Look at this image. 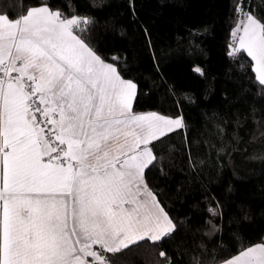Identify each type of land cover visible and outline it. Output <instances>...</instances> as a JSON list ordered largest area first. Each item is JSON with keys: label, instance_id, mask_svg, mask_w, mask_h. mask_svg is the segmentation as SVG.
Here are the masks:
<instances>
[{"label": "snow or ice", "instance_id": "6c2138e0", "mask_svg": "<svg viewBox=\"0 0 264 264\" xmlns=\"http://www.w3.org/2000/svg\"><path fill=\"white\" fill-rule=\"evenodd\" d=\"M235 11L229 55L246 52L264 85V22ZM81 23L46 5L0 14V264H111L175 231L146 173L183 118L137 112V84L75 34ZM225 264H264V244Z\"/></svg>", "mask_w": 264, "mask_h": 264}, {"label": "trees", "instance_id": "16d2710c", "mask_svg": "<svg viewBox=\"0 0 264 264\" xmlns=\"http://www.w3.org/2000/svg\"><path fill=\"white\" fill-rule=\"evenodd\" d=\"M238 2L264 22V0H0L12 19L37 5L89 18L75 32L136 82L134 109L184 119L146 173L174 233L111 264H220L264 244V85L246 52L229 55Z\"/></svg>", "mask_w": 264, "mask_h": 264}, {"label": "crops", "instance_id": "0c3cea01", "mask_svg": "<svg viewBox=\"0 0 264 264\" xmlns=\"http://www.w3.org/2000/svg\"><path fill=\"white\" fill-rule=\"evenodd\" d=\"M39 6H42V5H37V6H33V7H30L29 9H28V11L30 10V9H32V8H36V7H39ZM47 6V5H46ZM49 7V6H48ZM50 8V7H49ZM51 10H53L52 8H50ZM27 11V12H28ZM53 11H56V10H53ZM27 12L25 13V14H23V15H26L27 14ZM0 14H5V13H0ZM22 15V16H23ZM254 15V14H253ZM9 17V16H8ZM257 18V17H256ZM9 19H12V18H10L9 17ZM257 19H259V18H257ZM12 20H15V19H12ZM260 20V19H259ZM261 21V20H260ZM75 34H76V32H75ZM77 35V34H76ZM106 62H108V63H112V62H109V61H106ZM254 61H253V66H254ZM114 64V63H113ZM115 65V64H114ZM116 66V65H115ZM117 67V66H116ZM117 69H118V67H117ZM118 71H119V69H118ZM120 72V71H119ZM123 76V75H122ZM124 77V76H123ZM125 78V77H124ZM125 79H127V78H125ZM131 80V79H130ZM133 81V80H132ZM134 82V81H133ZM136 83V82H135ZM145 112H149V111H145ZM154 112H156V111H154ZM158 114H161V113H159V112H157ZM161 115H164V114H161ZM164 116H167V115H164ZM167 117H172V118H175V117H182V116H167ZM183 118V117H182ZM183 123H184V119H183ZM184 125H185V123H184ZM182 128H184V127H182ZM179 129V128H178ZM154 151V150H153ZM154 154H155V152H154ZM152 190V189H151ZM163 206V205H162ZM167 211V210H166ZM171 218V217H170ZM173 221V220H172ZM175 225V224H174ZM260 243H257V244H254V245H252V246H255V245H259ZM262 244V243H261ZM252 246H250V247H252ZM236 256V255H235ZM234 257V256H233ZM232 258V257H231Z\"/></svg>", "mask_w": 264, "mask_h": 264}, {"label": "rangeland", "instance_id": "374dc122", "mask_svg": "<svg viewBox=\"0 0 264 264\" xmlns=\"http://www.w3.org/2000/svg\"><path fill=\"white\" fill-rule=\"evenodd\" d=\"M261 244V243H260ZM249 248V247H248ZM247 249V248H246ZM229 259H231V258H229ZM229 259H227V260H229ZM227 260H225V261H223L222 263H220V264H225V262L227 261Z\"/></svg>", "mask_w": 264, "mask_h": 264}]
</instances>
